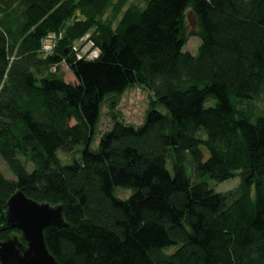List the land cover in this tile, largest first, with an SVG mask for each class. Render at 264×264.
Masks as SVG:
<instances>
[{
    "label": "trees",
    "instance_id": "16d2710c",
    "mask_svg": "<svg viewBox=\"0 0 264 264\" xmlns=\"http://www.w3.org/2000/svg\"><path fill=\"white\" fill-rule=\"evenodd\" d=\"M190 36L196 54L183 50ZM84 37L97 58H77ZM133 85L151 93L142 124L111 100L92 148L102 103ZM257 99L264 0H0V158L13 176L0 170V240L20 234L6 212L22 191L62 205L68 226L43 231L58 264H264ZM75 148L64 164L58 152ZM234 178V190L211 185Z\"/></svg>",
    "mask_w": 264,
    "mask_h": 264
},
{
    "label": "water",
    "instance_id": "95a60500",
    "mask_svg": "<svg viewBox=\"0 0 264 264\" xmlns=\"http://www.w3.org/2000/svg\"><path fill=\"white\" fill-rule=\"evenodd\" d=\"M7 207V224L20 234L0 240V263L58 264L46 247L43 231L50 226H68L63 217L62 205L37 202L22 191H17L7 201Z\"/></svg>",
    "mask_w": 264,
    "mask_h": 264
},
{
    "label": "rangeland",
    "instance_id": "374dc122",
    "mask_svg": "<svg viewBox=\"0 0 264 264\" xmlns=\"http://www.w3.org/2000/svg\"><path fill=\"white\" fill-rule=\"evenodd\" d=\"M185 23L188 32H193L197 29V19L190 10L186 11ZM85 39L86 42L88 37H86ZM81 40L79 42H81ZM199 45H200L199 38L197 36H190L183 50L190 52L191 54H196ZM77 52L78 51L76 50L75 53ZM60 73L66 79V81H72L73 79L71 76L72 74L69 72L65 64L61 65ZM111 100H118L114 112L116 113V115L119 116V118H121L124 122L128 124L139 126L142 124L144 120L146 110L151 100V93L148 89L140 85H133L129 87L126 91H124L120 96L105 100L101 105L100 118L98 121L97 130L94 136L92 148H96L98 146L100 136L104 132L109 130L112 125L111 116L113 113L110 109ZM242 107L245 108L246 106L242 105ZM157 109L162 113L166 112V109L161 105H158ZM253 110H254L253 111L254 114L264 111V101L262 99L255 100L253 102ZM72 123L74 122L72 121ZM58 156L60 157L61 161L64 162V164L67 162H71L73 158L78 157V148L73 149V151L70 153H63L59 151ZM29 169H32V167L29 166ZM0 170L7 178L13 177L10 171L8 170L6 164L1 158H0ZM211 185L218 192H227L236 189L239 185V180L238 178H234V179L226 180L221 183L211 182ZM131 192L132 191L130 189L118 188L116 190V195L119 198H127L131 194Z\"/></svg>",
    "mask_w": 264,
    "mask_h": 264
},
{
    "label": "built area",
    "instance_id": "2783aa9c",
    "mask_svg": "<svg viewBox=\"0 0 264 264\" xmlns=\"http://www.w3.org/2000/svg\"><path fill=\"white\" fill-rule=\"evenodd\" d=\"M85 38H83L81 40V42H84L82 47L79 48L80 44H77V46L74 47V50L78 51L76 53L77 58L78 59L86 58V59H90V60L97 58L99 56V49L97 47H95L94 43L91 40L87 39V41L85 42V40H86ZM55 39H56V35L52 34V35L49 36L47 42H44L43 50L45 52L52 51L53 45L55 43ZM50 43H52L53 45H50Z\"/></svg>",
    "mask_w": 264,
    "mask_h": 264
}]
</instances>
